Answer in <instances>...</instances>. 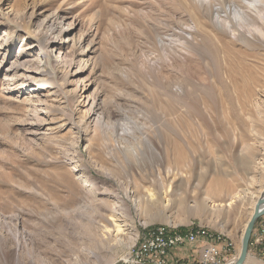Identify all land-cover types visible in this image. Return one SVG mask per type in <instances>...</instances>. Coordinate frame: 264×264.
Listing matches in <instances>:
<instances>
[{"label":"rangeland","instance_id":"rangeland-1","mask_svg":"<svg viewBox=\"0 0 264 264\" xmlns=\"http://www.w3.org/2000/svg\"><path fill=\"white\" fill-rule=\"evenodd\" d=\"M263 192L264 0H0V264H129L160 225L237 261Z\"/></svg>","mask_w":264,"mask_h":264},{"label":"built area","instance_id":"built-area-1","mask_svg":"<svg viewBox=\"0 0 264 264\" xmlns=\"http://www.w3.org/2000/svg\"><path fill=\"white\" fill-rule=\"evenodd\" d=\"M251 246L264 254V217L254 228ZM194 244L201 245L195 258L181 257L176 250ZM234 246H226L221 239L204 236L192 231L191 234L168 235V230L145 234L140 245L133 249L129 264H234Z\"/></svg>","mask_w":264,"mask_h":264},{"label":"water","instance_id":"water-1","mask_svg":"<svg viewBox=\"0 0 264 264\" xmlns=\"http://www.w3.org/2000/svg\"><path fill=\"white\" fill-rule=\"evenodd\" d=\"M256 205L254 208L253 215L251 216L250 221L248 222L243 235L242 240V247H241V253L235 262V264H244L245 260L247 259V256L249 254V243L252 237L253 228L259 219L260 216L264 215V192L261 194V196L256 200Z\"/></svg>","mask_w":264,"mask_h":264},{"label":"bare ground","instance_id":"bare-ground-1","mask_svg":"<svg viewBox=\"0 0 264 264\" xmlns=\"http://www.w3.org/2000/svg\"><path fill=\"white\" fill-rule=\"evenodd\" d=\"M72 24V23H71ZM44 49H46V48H44ZM48 49V48H47ZM45 50L44 51V54H48L49 56H51L50 54H49V52H48V50ZM50 51V50H49ZM231 202H234V198H232L231 199ZM254 212V211H253ZM253 215V214H252ZM156 229V231H160V230H168V235H170V236H176V235H181V234H191V232L192 231H197V232H199V233H202V235H204V236H213V235H215V237H218V239H221L222 241H223V244H225L226 246H233V244L231 243V242H229L226 238H225V236L222 234H220V233H216V232H213V231H210V229H206V228H204V227H197V228H192L190 231H188V232H185V233H183V232H179V231H176V232H173V231H171V230H169V229H167V227L166 226H164V225H160V226H155V227H152L148 232H146V234H152L153 233V231ZM136 244V243H135ZM139 245H140V243H139ZM138 245V246H139ZM138 246H136V247H138Z\"/></svg>","mask_w":264,"mask_h":264},{"label":"crops","instance_id":"crops-1","mask_svg":"<svg viewBox=\"0 0 264 264\" xmlns=\"http://www.w3.org/2000/svg\"><path fill=\"white\" fill-rule=\"evenodd\" d=\"M201 245L194 244L192 246H188L185 248H178L176 252L181 256V257H189V258H195L198 256V251L200 250ZM250 249V248H249ZM252 252V251H251Z\"/></svg>","mask_w":264,"mask_h":264},{"label":"trees","instance_id":"trees-1","mask_svg":"<svg viewBox=\"0 0 264 264\" xmlns=\"http://www.w3.org/2000/svg\"><path fill=\"white\" fill-rule=\"evenodd\" d=\"M177 230L184 232L185 231V228L179 227V228H177Z\"/></svg>","mask_w":264,"mask_h":264}]
</instances>
